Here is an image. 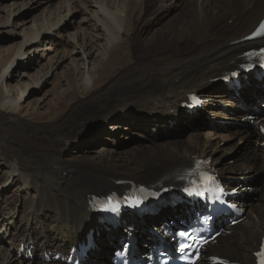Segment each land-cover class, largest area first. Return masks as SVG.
I'll return each instance as SVG.
<instances>
[{"label": "bare ground", "instance_id": "bare-ground-1", "mask_svg": "<svg viewBox=\"0 0 264 264\" xmlns=\"http://www.w3.org/2000/svg\"><path fill=\"white\" fill-rule=\"evenodd\" d=\"M30 1H33L35 7L41 5L47 7L37 18L29 21L31 24L29 28L21 30L23 41L15 52L11 53L12 58H8L0 67V169L4 170L0 176V222H2L0 242L3 244L0 246V264H47L42 260L44 253L68 254V250L77 243L79 233L85 230L92 220L89 211L92 196L107 193V190L114 188L119 180H132L149 185L162 182V186L166 187L174 184V180L169 177L170 172L178 167L187 166L194 159L203 158L204 155L213 161L208 159L211 166L219 171L221 168L224 173L220 172L228 181L240 178L249 181L258 167H264V151L257 146L258 134L254 136L253 150L251 149L245 158L232 166L223 164L220 160L221 155L213 153V149L219 143L211 144L202 138L195 131L192 119L185 122L184 118L181 121L193 129L185 136H170L160 141L152 133L158 130V127L163 131L171 127L169 120L179 118L180 104L187 101L188 95L196 91L203 93L211 81L228 76L238 68L240 63L238 58L247 44L234 43L246 35L263 16L264 0H189L181 11L172 15L171 11L178 9L170 5L172 0H153L150 9L153 10L155 6L157 8L151 12L154 14V19H150L149 23L152 28H139L133 25L129 32L128 27L133 22L132 18L128 19L130 11L137 20L145 17L146 13L139 8L143 9L147 0H124L118 4L109 0H63V2L42 0L41 3L39 0ZM74 2L79 5L78 8L72 6ZM54 5L55 7H52ZM79 8L90 13L89 17L83 19L90 31L87 34L80 33L84 34L88 42L91 40L89 45L87 43L88 46H91L93 41L100 42L97 49L99 52H95L102 60H98L96 65L93 64L87 71L83 70L80 73L79 85L84 88H97L109 69L113 72L110 85L105 90H95V93L91 92L93 90H82L91 92L92 97L80 101L70 111L49 123H39L21 117L22 103L27 97V86L21 81L10 84L9 80L6 81V76L8 73L15 75L11 69L20 61L19 56L24 53L25 45L35 43L38 50L41 47L40 42L44 40L40 37L46 35L45 32H52L50 36L53 37L48 36L46 39L55 44L54 37H62L63 27L60 25L66 26L65 22L72 14L71 11ZM12 9L15 8L10 7V16L13 17L14 14L18 16L14 25L26 27L27 21L22 20L18 10H15L17 11L15 13ZM165 17L169 19L161 25L160 21L163 22ZM2 22L3 20L0 24ZM5 23L12 24L10 17ZM70 36L74 42L73 51L77 47L81 50L87 47L83 42L82 44L76 42L78 39L75 34ZM133 38L139 44V51L134 56L132 49L128 47L133 56L132 61L127 62L130 63L129 66L118 70L121 65L115 62L120 63L126 58L121 43L129 46L133 43ZM182 44L185 46L184 50L179 49ZM81 54L82 59L84 55L91 56V53H86L85 50ZM109 56L112 57L108 58ZM51 62H54L51 70L55 72L60 63L53 57ZM89 62L88 60L87 64ZM82 67L86 68L85 61L82 62ZM49 74L47 72L45 76ZM157 90L165 91L153 93ZM218 91L202 94L206 101H211L205 103L202 109L206 114L201 113L200 117L195 119L200 120L199 118L203 116L208 125L211 124L207 120L208 114L210 120L214 117L216 119L219 114L217 103H224L225 96L229 95L226 91L217 93ZM66 92L61 90L59 94L64 95ZM115 97V105L106 115L105 122L97 127L102 120L93 121L94 118H90L89 122L84 123L97 127L94 134L90 133L87 138L93 140L96 138L95 141H98L97 137H100L99 142H105L107 139L113 142L111 135L104 133L106 130V126L103 129L104 124L117 118L122 122H116L114 126L108 128L114 135L113 128L129 119L124 129L128 130L129 134H134L133 131L138 130L139 125L145 127L144 131L151 130V133L146 132L147 137L154 140L151 145L135 146L131 150L126 148L110 152L101 150L102 153L99 151L90 153L89 150L90 154L87 152L86 155L83 152V155H76L79 157L69 156V152L66 155V149L79 147L83 140L78 138L77 121L81 120L90 107H95L93 113H97L100 106L108 107ZM59 102L61 101L56 105H62ZM211 109L212 112H207ZM237 114L239 118L248 116L241 110ZM37 116V113L33 112V117ZM51 116L52 114L49 115ZM148 117L147 120L133 122V119ZM152 117H156L157 121H152L150 119ZM225 130L226 133L241 139L250 137L238 129ZM63 135H70L72 140H61L60 146L58 144L56 146L54 140L59 142ZM135 137L139 138L138 135ZM227 137L224 136L222 139L226 141ZM235 145H229L226 151H230ZM90 146L85 144L83 147L90 149ZM226 148H223V151ZM113 152L116 156H112ZM100 153L101 157L98 156ZM10 171L16 172L31 188H40L39 196L22 206L20 202H14L12 205L8 197L7 200L3 197L5 201L1 199L9 187L7 174ZM64 184L67 186L63 189ZM12 188L15 187H10V190ZM16 189L18 192L12 193L16 198L25 197L24 201L32 199L30 189L24 191ZM7 203L9 207H6ZM177 209L178 207L168 214H177ZM167 217L164 215L159 219ZM131 218L135 219L133 222L139 227L148 222L146 218ZM134 223L129 226H134ZM241 224L233 229L230 238H220L217 245L211 246V252L224 251L232 257L236 255L242 258L246 263L253 261L251 252L256 250L257 242L264 234V180L257 202L249 205L246 219ZM118 231L111 229L108 237L116 238L115 232ZM93 242L95 243L94 240ZM100 242L103 244L107 242L104 234L103 236L101 234ZM22 248H25L24 254ZM30 248H33L35 253L39 252L33 262L26 257V249ZM18 255L25 260L18 258ZM93 255L105 257V253L100 252H94ZM16 261L18 263H14ZM102 264L108 262L104 261Z\"/></svg>", "mask_w": 264, "mask_h": 264}, {"label": "rangeland", "instance_id": "rangeland-1", "mask_svg": "<svg viewBox=\"0 0 264 264\" xmlns=\"http://www.w3.org/2000/svg\"><path fill=\"white\" fill-rule=\"evenodd\" d=\"M41 1L42 0H39V3H41ZM61 1L63 2V0H61ZM92 1H94V0H92ZM109 1L111 3H117V4L124 2V0H109ZM188 2H189V0H172V3L170 5L174 8H178V9L172 10L170 14L172 15L174 13H178L179 11H181L184 4H186ZM152 5H153V0H147L146 6L143 9L139 8L141 11L146 13V16L141 18V19H138V20L136 18H133L132 11H130V13L128 15V19L132 18L133 22L128 27L127 32L131 31L133 25H135V26L137 25V26H139V28H152V27H150L149 23L151 22L150 19H154V14H151V12L157 8L155 6L153 8V10L150 9V6H152ZM72 6L77 7V8L79 7V5L76 2H74V4ZM10 7H13V8H15V10H18L19 11L18 15L19 14L22 15V18H23L22 20L25 19V21H27L28 24H26V27H22V26L17 27L14 25L16 23V19L18 16L15 14L13 17L10 16V13H9ZM46 7H47L46 5H41V6L35 7L33 5V1H30V0H0V15L2 16V18L0 16V21L3 20V22L0 24V67L8 58H12L11 53L15 52L16 48L23 41L22 40V33L23 32L21 30H23L25 28L26 29L29 28V26L31 25L29 23V21L37 18L42 13L43 9ZM52 7H55V5ZM4 8H7V9H4ZM15 10H13V11H15ZM83 10H84L83 8H79L76 11H74V10L71 11L72 14L69 15L67 22H65L66 26L60 25V27H63L62 31H61L62 37L61 38H55L54 37V40H56L57 43L55 42V44H53L52 42H50V39H48V40L46 39V37L50 36L52 34V32H45L46 35H43L42 37H40V38H43L44 40L42 42H40L41 47L38 50H36L35 43H31L28 46L25 45L26 49H25L24 53L19 56L20 61L16 62L14 67L11 69V71L12 70L14 71L15 75L13 73H8V75L6 76V81L9 80L10 84H14V83H17L18 81H21V83H24V85L27 86V92H26L27 97H26L25 102L22 103V111L20 114L21 117L27 118L28 120H34V121L39 122V123H44V124L49 123V122L53 121L56 117L60 116L61 114H65L68 111H70V109L74 105L79 103L80 101L90 99V97H92L91 92L95 93L96 92L95 90H105V88L110 85L112 78H113L112 77L113 72H110V69L105 73L102 81L100 82L99 85H97V88L90 89V88L81 87L79 85V82H81L80 81V73L83 70L87 71L90 68V66H92L93 64L96 65V62L98 63L99 61H102L101 56H97V53H96V52H99V50H97V49H99L98 44L100 42L93 41V43H92L93 47H92V45L88 46L89 42L91 40H89V42H88V40H86L87 38L84 36V34L80 33V32H83V33L87 34V33H89L88 31H90V28L88 26H86L85 22L83 21L84 18H87L90 16V13L84 12ZM16 12L17 11H15V13ZM8 17H10V22L12 24H6L5 23L8 20ZM168 19L169 18L165 17L163 19V22L160 21L161 25H163ZM160 22H158V23L160 24ZM74 34L76 35V37L78 39V40H76V42L78 41L79 44H82V42H83L84 45H87V43H88L87 47H85L83 50H81L80 47H77V49L75 51H73L74 42H73V39L70 35H74ZM83 36L85 38V41H84ZM50 37H53V36H50ZM118 45H120V44H118ZM121 45L124 47V51L126 53V58L124 60H122L120 63L115 62V64L121 65L118 70H121L124 67L129 66L130 63H127V62L132 61L131 58H133V56L130 53V49H132L131 52L134 53V56H136L137 52L139 51V48H138L139 44L135 40V38H133V43H131L129 46L125 43H121ZM92 49L94 50V53H93ZM179 49L184 50L185 46L183 47V44H182L179 46ZM84 50L86 51V53H91V56L84 55V59H82L81 53ZM56 53H57V55H56ZM52 57H53V59H55V61L57 60L60 63L59 66H57L55 72L51 70L52 66L54 65L53 64L54 62L53 63L51 62ZM111 57L112 56H109L108 58H111ZM88 60L90 61L89 64H87ZM83 61H85V64H86L85 69H82L83 68L82 67ZM27 63H29V66H27ZM78 64H80V65H78ZM76 65H78V66H76ZM47 72H49L50 74L45 76V74ZM220 85L221 84H219V83H217V84L216 83H210L208 85L209 87L206 90H204L203 93L199 92L198 95L202 98L204 96L202 94L209 93V91L211 93L212 91H218L219 90L217 93H221V92H223V90L220 89ZM213 86H215V87L213 88ZM61 90H66L67 92L64 95H60L59 92ZM82 90H93V91L84 92ZM166 90L171 91L172 89H166ZM73 91H75V92L72 93ZM160 91H165V90H157V91H153V93L160 92ZM225 98H226L225 99L226 101L234 102V100L229 96H226ZM115 100H116V97L114 98V100H112V102L110 103V105L108 107L100 106V111L97 113H93V110L96 109L95 107H90L86 111V114L81 118V120L77 121L76 126L79 129L78 138L83 139V140L79 143V145H80L79 147H77V148L73 147L72 149H70V148L66 149V151H65L66 155L68 154L67 152H69V156L79 157L76 155L77 154L83 155V152L87 155V152H88V154L94 153V152L96 153L98 151L102 153V151H108V152L119 151L120 149L125 150V148L127 150H131L135 146H150L151 145V143L154 140L147 137V134H146V132L151 133V130L148 129V131H144L145 127H143L142 125H139L141 128L138 127V130L133 131L134 134H132V133L129 134V131L124 129L125 128L124 126H126L129 119H127L122 125H119V126L113 128V134L114 135L111 134V132L108 130V128H111L112 125L114 126V124H116V122H120V123H122V122L117 118V119L111 120V121L107 122L106 124H104L103 129L106 126L105 127L106 130L104 133L110 134L111 137L114 139L113 142L109 139L105 140V142H103V141L99 142L100 137H97L99 139L98 141L97 140L95 141L96 138L94 140L88 139L89 137L87 138V136L90 133H91V135L94 134V130L99 125H101L103 122L106 121L105 117L107 114H109L113 110V107L115 105ZM58 101H61L59 103H62V105H60V106L56 105L58 103ZM210 101L211 100H209L207 103H209ZM213 105L214 104H212V106ZM213 107H215V106H213ZM229 109L230 108L226 107L225 104L219 105V103H217V110H219V114H217L218 116L216 117V119H214L215 118L214 117L212 120H210L209 114L207 116V120H209L211 123L210 125L206 124L207 122L204 121L203 116H201V118H199L200 120L194 119L193 121H194V125H195V127H194L195 131L197 133H199L202 136V138H205L211 144L216 143V142L219 143L215 146L216 148L213 149V151H214L213 153L215 155H221L220 160L223 164L227 163V165L231 164L233 166L235 163L237 164L238 161L241 160L243 157L245 158L253 150L252 146L254 145V137L252 134H248V135H250V137H246L245 139H241L240 137H237L234 135L232 136L231 133L230 134L226 133V130L224 128L220 129L219 127H216V125L222 126V125L232 123V121L228 120L229 116L226 113V111H228ZM52 111H53V113H51ZM210 111L212 112V109L207 111V112H210ZM33 112H36L39 117L37 116L34 118ZM201 113H203L202 110L199 111L200 115H201ZM50 114H52L51 117H49ZM99 114H100V116H97ZM203 114H206V113H203ZM90 118H94L93 121L101 119L102 122L98 123L97 127H95L93 125L84 124L86 122H89ZM147 119H149V117L145 118V119L137 118V119H133V122H136L139 120L143 121V120H147ZM150 119L154 122L157 121L156 117H153ZM183 119L179 120L176 124L174 123L173 125H171L170 128H166V131H163V130H161V127H158V130L153 131L152 133L156 137V139H158L160 141H164L165 137L169 138L170 136L173 137V136H178V135L179 136H185L190 131H192L193 129L191 128L192 129L191 130L190 127H187L188 124H186V123L184 124L183 122H181ZM93 121H91V122H93ZM188 121H189V119L185 118V122H188ZM139 123L140 122H138V124ZM238 123L240 124V122H238ZM245 123L246 122H241V124H245ZM165 126H167V125H165ZM118 127H119V129H116ZM120 129L122 131H120ZM129 129H130V127H129ZM95 133H97V132H95ZM137 135L139 136V138L135 137ZM161 135H163V137H161ZM224 136H228L225 139L226 141H224V139H222ZM228 138H230V140ZM66 139L72 140L70 135H63V138H61L59 140V142H57V140H54L55 145L57 146V144H58L60 146L61 140H66ZM156 142L160 143L158 141H156ZM85 144L88 146L92 145L93 147L90 146V149H86L85 147H83ZM116 144H118V145L115 146ZM232 144H236L235 147L231 148L230 151H226L227 150L226 147H228L229 145H232ZM61 148H63V147H61ZM206 148L208 149V147H206ZM223 148H226V149L223 151ZM63 149H62V151H63ZM156 149H157V147H156ZM89 150H90V153H89ZM210 151H212V150H210ZM101 153L98 156L101 157ZM112 156H116V153L113 152ZM110 157H111V155H110ZM203 158L210 159L209 156H207V155H204ZM111 159L116 160V161H123L120 159H113V158H111ZM3 171H4L3 169H0V176H2L1 173ZM220 171L223 172L221 170V168H220ZM227 173H230V172H227ZM7 179L9 181V187L5 190V192H4L5 196H2L1 199L3 197L5 199L8 197V199L10 201H12V205L14 202H20L21 206L25 203L29 204L30 202H32L33 200H35L39 196L38 194L40 193V190H39L40 188H31L30 186L25 184L24 180L22 178H20L16 172L10 171L7 174ZM263 179H264V174L262 171L257 170L254 172V175L252 177V180L254 182H256L257 184L260 185L261 181H263ZM66 181H68V179ZM66 186H67V184H64L63 189ZM256 186H258V185H256ZM10 187H15V188H12L10 190ZM16 188H18L19 191H24L25 189H30V191L32 193V199H27L26 201H24L23 199H26L25 197L20 198V199L16 198L15 195L12 194L14 192H18ZM254 194H256V196H257V191L254 192ZM258 195H260V193H258ZM21 196L22 195H20V197ZM4 198H3V200L5 201ZM22 200H23V202H22ZM6 207H9V203L6 204ZM153 221H157V220L153 219ZM152 224H153V222H152ZM1 230H2V222H0V231ZM103 233H104V231H102V236H103ZM100 238H101V235L98 237V240ZM105 239H106V236H105ZM99 245L102 247V251H100V253H105V257L100 258V259H103L105 261L110 260V259H108V255H110V253L108 251L109 245L107 244V242L105 244L99 242ZM0 246H3V244H1V242H0ZM18 258L25 260L22 257H20L19 255H18ZM14 263H18V261L14 262ZM9 264H13V263H9ZM88 264H94V263H92V257H91L90 261L88 262Z\"/></svg>", "mask_w": 264, "mask_h": 264}, {"label": "snow or ice", "instance_id": "snow-or-ice-1", "mask_svg": "<svg viewBox=\"0 0 264 264\" xmlns=\"http://www.w3.org/2000/svg\"><path fill=\"white\" fill-rule=\"evenodd\" d=\"M255 36H264V25H260L259 30L254 34ZM185 191H188L187 189H185ZM108 204L112 205V207L110 208L111 211H117L118 209L115 207V205L113 204V199L111 197L108 198L107 201ZM118 203V201H117ZM140 203V201H137V204ZM135 206V205H133ZM180 235H184V233H181ZM260 257L261 260V264H264V251H261L260 253L257 254Z\"/></svg>", "mask_w": 264, "mask_h": 264}]
</instances>
